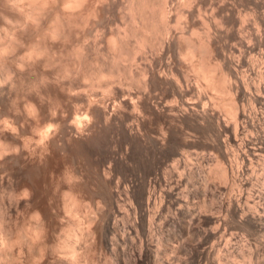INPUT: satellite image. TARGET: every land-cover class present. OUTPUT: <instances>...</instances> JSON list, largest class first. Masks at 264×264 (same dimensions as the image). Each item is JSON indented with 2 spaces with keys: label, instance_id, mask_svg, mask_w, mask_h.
Segmentation results:
<instances>
[{
  "label": "bare ground",
  "instance_id": "obj_1",
  "mask_svg": "<svg viewBox=\"0 0 264 264\" xmlns=\"http://www.w3.org/2000/svg\"><path fill=\"white\" fill-rule=\"evenodd\" d=\"M231 1L230 4L227 0H0V264H114L121 259L125 263L126 259L132 260L133 264H158L163 261H159L161 256L158 257L162 242L157 234L161 230L156 231L160 207L165 197L181 203V191L175 197L174 186L169 185L166 190L165 183L162 185L165 190L161 189L158 176L150 177L149 172H145L137 182L132 180L128 174L129 153L137 149L141 155L151 159L171 140L189 143L193 139L190 131L206 127L214 128L219 136H225L216 143L218 155L214 154L215 158L210 156L213 160L208 156L217 169L211 170L219 176L217 178L213 171L212 175L216 180L222 179L223 185L226 182L224 186L229 181L232 188L238 190L228 199L220 193L227 199L224 202L222 197L213 196L214 203L218 197L221 198L223 204L218 203L220 207L224 205L227 214L236 215L240 226H263L264 191L261 184L264 180L260 182L261 188L258 187L261 180L256 173L260 169L259 174L263 178L264 160L261 162L260 159L264 156V80L258 79L259 82L256 77L264 78V60L245 58L244 52L256 49L249 41L248 44L244 42L246 35H237L242 49L234 45L231 54V49L228 54L219 42L216 23L230 21L239 25L249 21L252 13L246 16L248 19L243 16L244 21L241 16L243 8L237 10V3ZM252 3L254 9L250 17L254 24L262 26L264 0H252ZM209 7L212 11H209L210 16L204 13ZM244 9L249 13V9ZM114 10L121 12L125 24L127 20L129 25L132 22L131 34L118 28L115 36H109L108 52L105 53L101 48V33L105 30L101 32V16H109ZM248 21L246 23H252ZM198 23L204 28L200 31L203 34L198 33ZM211 24L215 30L210 28ZM240 26L241 30L237 29L243 32L246 26ZM223 27L222 31L226 26ZM231 28L225 29L231 31ZM249 29L248 32H252ZM260 29L252 32L258 43L264 42V31ZM196 34H201V37ZM193 35L199 39L195 41ZM131 36L134 39L132 49L129 48ZM262 47L258 46L261 51ZM257 52L260 53L259 50ZM137 54L143 60L139 61L141 64H138L135 75L128 65L125 68L121 63L130 56L135 60ZM66 60L73 61L66 63ZM189 72H194V82ZM55 84L63 89L61 91L66 97L63 98L70 103L63 102L64 99L52 103L50 92ZM124 85L127 90L123 89ZM135 85L139 91L131 90ZM97 89L109 97L98 96ZM223 108L226 117L220 110ZM153 121L158 122L156 131L150 129ZM71 154L77 158L75 165H58L59 159ZM86 157L94 162V169L86 167ZM184 157L187 158L186 155ZM178 159L177 162L181 161ZM174 167L169 169L170 172L165 168V176L166 172L169 175L172 170L176 172ZM210 173L208 171V176H203L205 189H208L207 185L211 188L212 182L207 181ZM188 174L194 175L190 171ZM91 175L95 183L88 196L86 183ZM170 178L165 177V181ZM177 183L179 181L176 180ZM213 185L216 188L217 184ZM189 189L188 192L185 189L181 197L190 196ZM214 190L209 191L210 194ZM228 191L221 192L226 195ZM167 206V210L171 208L169 204ZM175 207L181 208L182 213L181 206ZM187 208L190 210L191 206ZM221 211L214 213L222 216ZM186 212L185 209V215ZM209 213L211 216L207 215ZM209 213L205 214L207 221H218V226L216 223L214 228L211 225L209 234L216 235L229 216L223 215L224 220L215 219L212 217L214 213ZM203 215L200 210L189 214L188 224L201 222ZM163 220L161 217L160 221ZM123 228H128L127 232ZM190 230L186 235L190 236ZM123 231L135 235L137 247L134 253L127 251L129 248L132 251V242H127L129 245H126L130 246L127 250L121 246L130 238ZM223 231L227 233L225 229ZM235 231L230 230L231 236ZM241 234L244 235L243 232ZM222 235L219 239L223 240ZM261 236L264 237V233ZM183 237L178 238L182 240ZM237 241L235 243L239 244ZM235 245L233 249L229 244L223 245L224 248L221 246L224 261L234 256L237 259L236 249L242 258L247 256L252 261L255 254L250 245L244 248L239 244L236 249ZM212 249L210 246L201 255L209 258ZM98 250L105 252L103 262L98 255L104 253L99 251L97 255ZM215 254L214 258L221 253ZM216 258L214 260H219Z\"/></svg>",
  "mask_w": 264,
  "mask_h": 264
},
{
  "label": "rangeland",
  "instance_id": "obj_2",
  "mask_svg": "<svg viewBox=\"0 0 264 264\" xmlns=\"http://www.w3.org/2000/svg\"><path fill=\"white\" fill-rule=\"evenodd\" d=\"M229 3H230V1L231 0H227ZM234 1V0H233ZM233 1H231V2H233ZM244 2V4H243V2ZM241 2H240V0H235L234 2L235 3H237V10H240V9H242L241 10V16L243 17V16H248L249 14H250V12H252L253 13V9L254 8H252V7H254V5H253V3H252V0H242ZM248 3H247V2ZM117 2H121V0H117ZM250 2V3H249ZM241 3V4H240ZM231 4V3H230ZM234 4V3H233ZM247 4L248 5H251V7L250 6H247ZM244 5H246V6H244ZM235 6V5H234ZM238 6H240L239 8H238ZM244 7L246 8V9H249L247 12H249V13H246V12H244L245 11V9H244ZM209 9V10H208ZM251 10V11H250ZM208 11V12H207ZM207 11L205 10L204 11V13H205V15L208 13V15H209V11H210V13L212 12L211 11V9H210V7L209 8H207ZM244 12V14L242 15V13ZM118 13V14H117ZM251 13V14H252ZM251 14H250V16H251ZM109 15V14H108ZM112 16V17H111ZM210 16V15H209ZM248 17L249 18V21L248 22H250V20L252 21V19H251V17ZM111 18V19H110ZM122 18V14H121V12H119V11H117V10H114V11H112L111 12V15H109V16H107V15H102L101 16V19H102V26H101V32L103 31V29L105 28V30H104V32H102L101 34H103L102 36H101V48H102V50L103 51H105V53H107L108 52V38H109V36L111 35H113V36H115L114 35V33L116 34V32H117V30H118V28H120L122 31H127V32H129L130 31V34H131V29H132V22L130 21V25L129 24H127L128 22L126 21V24H125V22H124V20H123V18ZM218 18V17H217ZM244 18V17H243ZM247 17H246V19H248ZM219 19V18H218ZM245 19V18H244ZM246 19L244 20V21H246ZM246 21V22H247ZM107 22V23H106ZM117 22V23H116ZM124 22V23H123ZM242 23L243 24V26L245 27L244 28V30H243V32H245L244 33V35L242 34L243 32L241 31L240 32V30H241V26L240 25H242L241 23L239 24V25H237V24H233L232 22H230V21H221L220 23H216V25L215 26H217V24H218V27H219V30L216 28V27H214V25H210V28H213V30H215V28H216V30H215V32H216V34L218 35V39H219V42L225 47V49H226V51H227V53L228 52H230V49H231V52H230V54L232 53V51H233V48L236 46V45H238V37L239 36H237V35H240V36H243V37H245V35H246V38H247V36L249 37V35H250V33H252V32H257V30H259L260 28V30H262V31H264L263 30V28H264V25H256V24H254L253 23V21H252V23L250 24V23ZM223 23L225 24V26L227 27V28H231V27H233V28H231V31H228V29L226 30L225 28V26L223 25ZM230 24V25H229ZM231 24H233L234 26H231ZM247 24H249L248 26H247ZM254 24V25H253ZM112 25V27H111V29H114V30H111L109 27ZM122 27H121V26ZM128 25L129 26H131V28L130 27H128ZM199 25V26H198ZM254 26L253 28H252V26ZM120 26V27H119ZM129 28L128 30L126 29L127 27ZM225 28H224V27ZM238 26V27H237ZM258 26V27H257ZM103 27V28H102ZM134 27V26H133ZM197 27H198V33H201V34H203V32H200V31H203L204 30V28H202L203 26H202V24L200 25V23H198L197 24ZM222 27L224 28L223 29V31H222ZM249 27H251V29H249ZM203 30H202V29ZM237 28H239V29H237ZM256 28H259V29H257L256 30ZM234 29V30H233ZM239 30V32L240 33H238V31L237 30ZM248 29H249V31H252V32H248ZM222 32H221V31ZM225 30L226 31H228V32H225ZM230 30V29H229ZM107 31V32H106ZM211 31H212V29H211ZM219 33H218V32ZM237 31V32H236ZM213 33H215L214 31H212ZM254 32V33H255ZM223 33L224 34V36H221V34ZM238 33V34H237ZM247 33V34H246ZM254 33H252L251 35H252V40L250 39V37L249 38H247V39H250V40H247L246 38L244 39L245 41V43H247L248 44V42L247 41H249V44H253V45H255V47H256V49H255V51L253 52V51H246V52H244L245 53V58H247V59H253V60H264V47H262V46H264V42H262V43H258L255 39H254ZM201 34L199 35V34H196V35H199L200 37H201ZM222 34V35H223ZM228 34V35H227ZM250 35V36H251ZM199 36H195V35H193L192 37H195V38H193L195 41H196V38H197V40L199 39ZM130 37V36H129ZM132 37V36H131ZM221 38V39H220ZM222 38H223V40H222ZM225 38H227V39H225ZM132 39V40H131ZM130 40H129V42H134V39H133V37L131 38ZM236 39H237V41H236ZM72 40H74V35L72 34ZM226 40H227V42H226ZM222 41V42H221ZM236 41V42H235ZM250 41H253V43L252 42H250ZM255 41V42H254ZM133 42L132 43H130V46H129V48H131L132 46L131 45H133ZM224 42V43H223ZM233 42H235V43H237V44H235V43H233V45L231 46V44ZM257 42V43H256ZM135 44V43H134ZM225 44V45H224ZM227 44H229L228 46H227ZM261 44V45H260ZM263 44V45H262ZM103 45V46H102ZM235 45V46H234ZM257 45V46H256ZM231 48H230V47ZM238 46H240V44L238 45ZM238 46L236 47V48H238ZM258 46L259 47H262L261 49H263L262 51L260 50V48H258ZM258 48V49H257ZM132 49V48H131ZM238 49H242V47L240 46ZM257 50H259L260 51V53L259 52H257ZM249 52H250V54H249ZM251 52H253V54H252V56H251ZM262 52H263V54H262ZM112 53V52H111ZM229 54V53H228ZM246 54H248L247 55V57H246ZM250 55V56H249ZM258 55V56H257ZM262 55V56H261ZM127 56H129V55H127ZM250 58H249V57ZM255 56L258 58H255ZM131 58L130 59H128L129 57H127V58H125L124 59V61L121 63V64H123V65H121V66H124V64H125V68H128V66H129V70L131 71V72H133L134 74H135V71H138V67H139V65L138 64H141V63H139V61L141 62V60H143V59H141V56L140 55H136L135 57H137V58H135V60H133V58H132V56H130ZM262 57V58H261ZM135 61V64L133 63V61ZM251 59V60H252ZM126 60H127V62H126ZM250 60V61H251ZM62 61H64L65 62V60H62ZM68 61V62H67ZM71 61V62H70ZM72 61L73 60H66V63H72ZM89 61V60H88ZM91 61V60H90ZM129 61V62H128ZM131 61V62H130ZM257 62V64H258V66L260 65V63L258 62V61H256ZM130 64V65H129ZM128 65V66H127ZM133 68V69H132ZM190 73H191V75H190ZM194 73V72H193ZM193 73L192 72H189V76L191 77L190 79H192L191 81L192 82H194V80H193V78L195 77V74L193 75ZM133 74V75H134ZM137 74V73H136ZM135 74V75H136ZM136 77V76H135ZM259 77V76H258ZM256 77L257 78V81H259V82H261L260 80H264V78L262 79L261 77ZM195 79V78H194ZM258 79H260V80H258ZM125 82V81H124ZM263 82V81H262ZM56 84L54 85V87H51V96L53 97V99L55 100H51L52 101V103L53 104H55V102L56 103H58V101L60 102V101H62V99H64L63 97H65V94H63L62 93V91L61 90H63L61 87H59L58 85L56 86ZM126 85H124V88L123 89H125V90H127V88L125 87ZM123 87V86H122ZM136 88H138L136 85H135V87L132 89L131 88V90H133V91H139V88L138 89H136ZM99 89V88H98ZM98 89H97V91H98ZM102 90V89H101ZM103 91V90H102ZM97 94H98V96H105L106 98H108L109 96L107 95H102V93H101V91L99 90L98 92H96ZM103 94H104V92H103ZM221 94V93H220ZM55 95V96H54ZM221 95H223V93L221 94ZM220 95V96H221ZM221 97H223V96H221ZM220 97V98H221ZM224 97H226V96H224ZM223 97V98H224ZM66 98V97H65ZM57 100V101H56ZM50 101V102H51ZM47 102V101H46ZM49 102V103H50ZM63 102H67L65 99L63 100ZM68 102H69V100H68ZM67 102V103H68ZM70 103V102H69ZM222 108V107H221ZM221 110V112H222V115H224L225 117L227 116L226 114V110H224V108L223 109H220ZM224 110V111H223ZM151 128L150 129H152V130H154V131H156L157 130V128H158V122L157 121H153L152 123H151ZM208 128V129H207ZM213 129V130H212ZM264 130V129H263ZM209 131H210V133H209ZM191 132V134L193 135L192 137H191V139L193 140H191L189 143L188 142H186V143H184V142H182L181 140H179V139H173V140H171V142L169 143V144H167L166 146H164L162 149H160V151L156 154V156L155 157H151V159H150V157L148 158V157H144L143 155H141L140 153H139V151L137 150V149H133L132 151H130V155H129V157H128V174H129V176L131 177V179L132 180H134L135 182H137L138 180H140L141 179V177L144 175V173L146 172H149V175H150V177H153L154 175L155 176H158V179L160 180L159 182H160V185L162 186H164V185H166L167 184V187L165 186L164 188H166V190L167 189H169V185L171 186V187H173L174 188V192H173V194H174V196L175 197H177V194H179L180 193V191H181V193H180V195L182 196L183 195V193L185 194V189H186V191L188 192V189H189V195L190 196H188V195H185V197H181V196H179V198L182 200L181 201V203L180 202H175L174 201V198H168V197H165L164 198V202L162 201V207H160L161 209H160V215H159V218H158V220L160 219L161 220V217H162V220L163 221H158L157 220V226L156 227H159V228H157V232H159V230H161L160 231V233H158L157 234V236H159L160 238H158L159 239V241H161L160 243V245L161 246H159V247H161V251L159 250V254H158V257L159 256H161V257H159V261H160V259H163V261L161 260L160 262H165L164 264H173V262L176 264V262H177V259H180V261L181 262H179V260H178V262H179V264L181 263V264H220V263H217V261L218 262H221V261H224L223 259H222V248H224V246L227 244H229V246L233 249L234 248V245L236 244L235 242L237 241V240H239V241H237V242H239V244H240V247L243 245L244 246V248H248L249 247V245L252 243V242H254V243H252L251 245H250V249L252 248V250H254L255 251V253H254V251H253V254H255V255H252V257H253V259L251 258V260L252 261H250V260H248L249 258H247V256H243V258H242V256H241V254H240V256H239V254H238V252L239 251H237V250H239V249H236V246H237V248H238V243L235 245V249L236 250H234V252L236 251V253H235V255L237 256V259H236V257L234 256V257H232V259H233V262L232 261H230V260H232L231 258L229 259V261L231 262H229V261H224V263L223 264H234L236 261H238V264H250V262H251V264H253V263H255L254 261L256 260V263L255 264H259L260 262L258 261V259L261 261V263L260 264H264V239H261V237L262 238H264L263 236H261L264 232H262V231H264V224H263V226L261 227V228H255V227H252V226H245V227H243V226H240V225H238V223H237V216L236 215H229V214H227L226 213V211H225V208H224V205H222V207H223V209H222V207H220L221 206V204H223V202L224 201H226L228 198H229V196L230 197H233V196H235V193L238 191L237 189V191H235L233 188H232V185L230 184V182L228 181L227 182V184L229 185V188L230 189H233L235 192H232V190H229V188H228V185H226V186H224L225 184H226V182L224 183V185H223V180L222 179H218V180H216L215 178L217 177L218 178V176L219 175H217L216 176V173L213 171L214 169H215V171L217 170L214 166H215V164L214 163H212V161L211 160H213V158H215L217 155H218V151H217V149H216V143L219 141V140H221V139H224V135L223 134H221V136H219L218 135V133L215 131V129L214 128H211V127H206V128H201V129H196V130H194V131H190ZM195 132V133H194ZM208 132V133H207ZM215 132V133H214ZM259 132L261 133V130H259ZM204 133V134H203ZM255 133V131H253V134ZM213 135V138L211 137ZM215 136V137H214ZM222 136H224V137H222ZM203 138V139H202ZM195 139V140H194ZM214 139V140H213ZM213 140V141H212ZM215 141V142H214ZM211 142V143H210ZM214 143V145H212ZM233 147L234 146H232L231 148L233 149ZM235 148V147H234ZM230 149V152H233V150H234V152H236L235 150H236V148L235 149ZM77 151V150H76ZM79 153H80V151H78ZM77 152V153H78ZM182 152H184V153H182ZM76 153V152H75ZM82 153V152H81ZM180 153H182V154H184V155H186L187 156V158H188V161H189V163H192L193 165H191V164H189L188 163V161H187V158L186 157H184V155H182V157H181V155H180ZM263 154H264V151L262 152ZM261 153V154H262ZM189 156H188V155ZM213 156H212V155ZM216 156H215V155ZM262 154V155H263ZM203 155V156H202ZM262 155H260V156H262ZM179 156V157H178ZM206 156V157H205ZM211 156V157H213V158H211V160H209V157ZM183 157H184V159L187 161V163L189 164V165H191V166H188V164L186 163V161L183 163ZM197 157H198V159H197ZM208 157V158H207ZM179 158V159H178ZM261 157H259V159H260ZM263 159H260V161L261 162H263V160H264V156L262 157ZM73 159H75V160H73ZM175 159V160H174ZM176 159H178V160H181V161H178L177 162V160ZM201 159H204V160H201ZM206 159V160H205ZM208 160V161H207ZM176 161V162H175ZM193 161V162H192ZM198 161V162H197ZM202 161H204V162H202ZM259 161V162H260ZM58 165L59 166H61L63 163H66V164H68V165H75V163H77V158H76V156L74 155V154H71L70 156H68L67 158H65V159H59L58 161ZM181 162V163H180ZM85 163H86V167L88 168V169H90V170H92V169H94V167H95V164H94V162L89 158V157H86V159H85ZM131 163V164H130ZM174 163V164H173ZM178 163V164H177ZM186 163V164H185ZM198 163V164H197ZM210 163V164H209ZM212 163V164H211ZM264 163V162H263ZM135 164V165H134ZM172 164V165H171ZM181 164V166H178V165H180ZM201 164V165H200ZM261 164V163H260ZM159 165V166H158ZM176 167H174V166ZM183 165H187V167H185V166H183ZM209 165V166H208ZM211 165V166H210ZM208 166V167H207ZM213 166V167H212ZM259 166V165H258ZM257 166V167H258ZM173 167H174V169H176V172H173L174 170H172L171 171V173L173 174H171L170 173V175L169 174H167L168 172H166V176H165V171H167V170H169L170 168L171 169H173ZM187 170H185L184 168ZM192 168V170L194 171V170H196V171H192L191 170V168ZM195 169H194V168ZM205 167V168H204ZM165 168H168L167 170L165 169ZM178 168V169H177ZM189 168V169H188ZM210 168V169H209ZM213 168V170H211ZM258 168H260V166L258 167ZM156 169V170H155ZM158 169V170H157ZM164 170V172H163V170ZM170 169V170H171ZM183 169V170H182ZM204 169V170H203ZM170 170H169V172H170ZM182 170V171H181ZM186 171V172H185ZM189 171H190V173H193L194 175H192V174H188L189 173ZM192 171V172H191ZM208 171L210 172L211 171V173H210V177H211V179L213 180V181H215L216 180V182H218V183H216V182H213L211 179H210V177L208 178V182L210 183V182H212L211 183V188H209L210 186H208L207 185V187H208V189H205L204 187V184H203V181H204V177L206 176V174H207V176H208ZM215 173H213V172ZM259 171V172H258ZM258 171H257V173H256V175L257 176H259L258 177V179L259 180H261V181H259V183L257 184L258 185V187H260L259 185L263 182L262 180H264V176H263V178H261L260 177V172H261V170L260 169H258ZM140 173H141V176H140ZM177 173H179L180 175H181V173H183L182 175H184V178H183V176H182V178H181V176H180V178L182 179L181 181H180V178H179V174H177ZM197 173V174H196ZM162 174V175H161ZM186 174V175H185ZM212 174H214V175H212ZM218 174V173H217ZM166 177V179L167 178H172V179H174V180H172L171 178H170V180H167V181H165L166 179H165V177ZM167 175H168V177H167ZM178 175V176H177ZM170 176V177H169ZM174 176V177H173ZM193 176V177H192ZM204 176V177H203ZM164 177V178H163ZM176 177V178H175ZM185 177H187V178H185ZM188 177H189V181L187 182V180H188ZM177 178H179V180L177 179ZM261 178V179H260ZM209 179L211 180V181H209ZM172 180V181H171ZM176 180H177V182L179 181V183H177L176 184ZM203 180V181H202ZM168 181H170V182H168ZM222 181V182H221ZM226 181V180H225ZM170 183V184H168V183ZM186 182H187V188H186ZM220 182H221V187L219 186V184H220ZM261 182V183H260ZM94 183H95V180H94V177L91 175V176H88V178H87V183H86V189H87V191H88V196H89V194H90V192L93 190V188H94ZM166 183V184H165ZM213 183H215V184H217V185H215V187L216 188H214V185H213ZM174 184V185H173ZM193 184V185H192ZM89 185V186H88ZM176 185H179V186H176ZM231 185V186H230ZM263 187H262V190L264 191V184L262 183L261 184ZM160 186V187H161ZM163 186H162V188L161 189H163V190H165L164 188H163ZM183 186V187H182ZM204 188V190H203V188ZM217 187H219V188H217ZM225 187H227V190H226V188ZM185 188V189H184ZM192 188V189H191ZM213 188V189H212ZM261 188V187H260ZM182 189H184L183 191H182ZM197 191H196V190ZM215 189V190H214ZM177 190H178V193H177ZM180 190V191H179ZM214 190V192H211V194H210V192L209 191H213ZM229 190V191H228ZM193 192V193H191V192ZM208 191V192H207ZM218 193H217V192ZM220 191V192H219ZM221 191H224V192H226V191H228L230 194H228V192L226 193V195H225V193L224 192H221ZM231 191V192H230ZM186 192V194H188ZM204 192H205V195H204ZM207 192V193H206ZM191 193V194H190ZM220 193L225 197V198H227L226 200L224 199V197L222 196V195H220ZM224 193V194H223ZM232 193V194H231ZM238 193V192H237ZM236 193V194H237ZM215 194H217V195H215ZM227 194H228V197H227ZM187 196V197H186ZM193 196V197H192ZM213 196H215L214 198H217V196H219V197H222V199L221 198H219L218 197V199H216V201H215V203H214V198H213ZM209 197H211V198H209ZM183 198V199H182ZM194 198V199H193ZM213 198V199H212ZM187 199V200H186ZM188 199H189V201L191 202H189L188 201ZM193 199V200H192ZM212 199V202L210 201ZM223 201H221V200ZM171 200H172V202H171ZM198 201V202H197ZM183 202V203H182ZM209 202H211L212 204L214 203V205L212 206V205H210L211 203H209ZM222 202V203H221ZM164 203V204H163ZM173 203V204H172ZM208 203V204H207ZM218 203H221L220 205L218 204ZM167 204H169V206L171 207V208H169V209H171V210H167V208H168V206H167ZM180 204V205H179ZM187 206V207H190L191 206V208H190V210H188L189 208H187L185 205ZM193 204V205H192ZM201 204V205H200ZM197 207H195V206ZM200 205V206H199ZM216 205V206H215ZM175 206H177L178 208L181 206L182 207V213H181V208H179V209H177ZM202 206V207H201ZM211 206V207H210ZM185 207V208H184ZM201 207V208H200ZM213 207V209H211ZM219 207H220V210H219ZM184 208V209H183ZM192 208H195L193 211H192ZM173 209V210H172ZM185 209L188 211V212H186V215H185ZM179 210V211H178ZM201 211V213L203 212V218L201 219L202 221L200 222H196V223H191V226L189 225L190 223V217L188 216L189 214L191 215V213H196L197 211ZM217 210H218V213H217ZM221 210H223V211H221ZM162 211V212H161ZM168 211H170V212H168ZM171 211H173V212H171ZM189 211L191 212V213H189ZM196 211V212H195ZM207 211H208V213L209 212H212V213H214V211H216V213L217 214H219L220 213V211L223 213H221L222 214V216L224 215V216H226V214H227V216H229V217H227V219L226 218H222V216H219V215H217L216 216V214L214 213L213 215H212V217L213 218H215V219H226V221L224 222V224H222V225H220V228H219V231L217 232V234L216 235H210L209 234V232L212 230H210V228H212V226H213V228H214V224L216 223L217 224V226H218V221H215V223L214 222H209V221H207V219H205L206 217H208V216H211V214L209 213V214H207V215H205L206 213H207ZM166 212H168V213H166ZM177 212V213H176ZM205 212V213H204ZM162 213V214H161ZM171 213H173V215L175 216V218H173L174 216H171ZM187 213H189V214H187ZM262 213V212H261ZM163 214H168V216H165V215H163ZM177 214V215H176ZM183 214V215H182ZM220 214V215H221ZM215 215V216H214ZM263 215H264V213H263ZM161 216V217H160ZM177 216H179V218L177 217ZM119 217V216H118ZM165 217V218H164ZM166 217H167V219H166ZM169 218V219H168ZM187 218H189L188 220H186ZM230 218H231V220H233V221H231L230 220ZM166 219V220H165ZM173 219V220H172ZM184 219V220H183ZM186 220V221H185ZM165 221V222H164ZM183 221H185V222H183ZM221 221V220H220ZM159 222H161L160 224H159ZM171 222H174V223H171ZM176 223V224H175ZM189 223V224H188ZM163 224V225H162ZM171 224V225H170ZM173 224H175V227L173 226ZM183 224H188L189 225V227H188V225L186 226V225H183ZM196 224V225H195ZM234 224V225H233ZM126 225H128V224H126ZM160 225V226H159ZM162 225V226H161ZM193 225H195V226H193ZM212 225V226H211ZM227 227V229H226V227ZM238 225V226H237ZM177 226V227H176ZM205 226V228H202V227H204ZM210 226V227H209ZM240 226V227H239ZM127 227V226H126ZM163 227V228H162ZM225 227V228H224ZM188 228H189V230H190V236H188L189 235V230H188ZM197 228H198V230H197ZM207 228V229H206ZM240 228V229H239ZM125 231H126V229L128 230V228H123ZM201 229V230H200ZM204 229V230H203ZM208 230V231H206V230ZM225 229V231L227 232V233H225L223 230ZM248 229V230H247ZM187 230V231H186ZM196 230V231H195ZM222 230V231H221ZM230 230L231 231H237V230H239L238 232H232V236H231V232H230ZM125 231H123L122 233H124L125 234V236H128V238H129V235H130V238L126 241V243H125V245H121L122 247H126V250H127V248H129L128 247V243L129 242H132V244H130L131 245V247H133V248H131V252L129 251L130 250V248L127 250L128 251V253H134L135 251H134V249L136 250V247H137V244H136V241H137V239H136V237H135V235H133V234H127ZM192 231H195L194 233L192 232ZM251 231V232H250ZM186 232V233H185ZM188 232V233H187ZM199 234H198V233ZM223 232V233H222ZM230 232V233H229ZM241 232H243V234L247 237V240H243L244 238L246 239V237H244V235H242L241 234ZM249 232V233H248ZM183 233V234H182ZM185 233V234H184ZM233 233L235 234V236H233ZM260 233V234H259ZM186 234H188V235H186ZM223 234V235H222ZM237 234H240V236H237ZM259 234V235H258ZM132 235V236H131ZM161 235V236H160ZM186 236V240H185V236ZM198 235H200L199 237H198ZM220 235H222L223 237V240L220 238L219 239V236ZM173 236V237H172ZM176 236V238H174ZM184 236V237H183ZM191 236H192V238H191ZM230 236V237H229ZM252 236V237H251ZM257 236V237H256ZM259 236H260V239H259ZM178 237H183L184 238V241H183V238H182V240H181V238H178ZM217 237V238H216ZM221 237V236H220ZM224 237H226L227 239H228V237L231 239H226V238H224ZM232 237V238H231ZM234 237H236V239L234 238ZM240 237V238H239ZM132 238V239H131ZM134 238H135V240H134ZM196 238V239H195ZM198 238H201V241H198V240H200V239H198ZM216 238V239H215ZM239 238V239H238ZM256 239V241H255V239ZM126 239H127V237H126ZM189 239V240H188ZM213 239H215L214 241H213ZM226 239V240H225ZM243 241H242V240ZM130 240V241H129ZM132 240V241H131ZM173 240H175V241H173ZM179 240V242L180 243H182L183 244V246H185V247H183V246H181V245H179L180 243L179 242H177ZM217 240V241H216ZM219 240H221V241H219ZM232 240H234V245H233V241ZM236 240V241H235ZM241 240V241H240ZM249 240V241H248ZM250 240L252 241V242H250ZM262 240V241H261ZM134 241H135V243H134ZM182 241V242H181ZM214 243H213V242ZM216 241V242H215ZM228 241V242H227ZM229 241H231V244H230V242ZM246 241H248V242H246ZM261 241V242H260ZM128 242V243H127ZM178 243L177 245H173L172 243ZM198 242V243H197ZM220 242H222L221 244H220ZM223 242H225V243H223ZM227 242V243H226ZM241 242L243 243L242 245H241ZM190 243V244H189ZM193 243V244H192ZM211 243H213V245L211 244ZM245 243H247L246 244V247H245ZM259 245L258 247L256 246L257 244ZM122 244H124V243H122ZM126 244H128V245H126ZM185 244V245H184ZM255 244V245H254ZM263 244V245H262ZM179 245V246H178ZM198 245V246H197ZM209 245V246H208ZM224 245V246H223ZM247 245H248V247H247ZM171 246H173L174 248H175V250H174V248H172ZM210 246L213 248L212 249V252H211V254H210V257L209 258H206L204 255H201V253H203V252H205V250L206 249H209L210 248ZM214 246H215V248H214ZM218 246V247H217ZM221 246H222V248H221ZM233 246V247H232ZM255 246L257 247V249H255ZM178 247V248H177ZM182 247V248H181ZM189 247H191V248H189ZM204 247V248H203ZM186 248V249H185ZM218 248V249H217ZM219 248H220V250H219ZM191 249V251L189 252V250ZM203 249V250H202ZM187 250H188V252H187ZM99 251H100V254L101 253H104V254H101V255H98L99 254ZM102 251V252H101ZM215 251V252H214ZM218 251H220V252H218ZM260 251V252H259ZM188 254H187V253ZM221 253V254H217V253ZM263 252V253H262ZM217 254V256L219 255V256H221V257H215L216 259H219V260H214L215 258H214V255L213 254ZM262 253V254H261ZM190 254V255H189ZM215 254V255H216ZM238 254V255H237ZM260 254V255H259ZM97 255L98 256H101V257H99L101 260L100 261H102L103 262V255H105V252H104V250H98V252H97ZM187 256V257H186ZM213 256V257H212ZM259 257L260 256V258H255V257ZM179 257H181V258H179ZM244 257H246V259L244 258ZM167 258V259H166ZM212 258H214V259H212ZM234 258L236 259L235 260V262H234ZM183 259H187V260H182ZM200 259V260H199ZM205 259H207V260H205ZM164 260H169V261H164ZM171 260V261H170ZM174 260V261H173ZM215 261V262H211V263H209V261ZM114 261V260H113ZM116 261V260H115ZM114 261V262H115ZM124 261H126V263L125 262H123V259H121V261H119L118 262V260L116 261V263H114V264H129V261L130 262H132V264H133V261L132 260H124ZM128 261V262H127ZM176 261V262H175ZM198 261H199V263H198ZM160 262H158V264H162V263H160ZM169 262H171V263H169ZM177 262V263H178ZM201 262V263H200ZM221 264H222V262H221ZM235 264H237V262L235 263Z\"/></svg>",
  "mask_w": 264,
  "mask_h": 264
}]
</instances>
